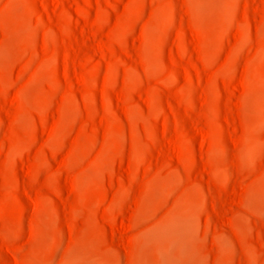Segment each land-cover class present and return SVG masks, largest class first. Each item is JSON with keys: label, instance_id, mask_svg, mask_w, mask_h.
Wrapping results in <instances>:
<instances>
[{"label": "rangeland", "instance_id": "374dc122", "mask_svg": "<svg viewBox=\"0 0 264 264\" xmlns=\"http://www.w3.org/2000/svg\"><path fill=\"white\" fill-rule=\"evenodd\" d=\"M0 264H264V0H0Z\"/></svg>", "mask_w": 264, "mask_h": 264}]
</instances>
